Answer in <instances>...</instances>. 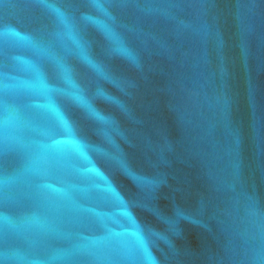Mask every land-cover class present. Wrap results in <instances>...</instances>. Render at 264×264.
<instances>
[{
  "label": "water",
  "instance_id": "95a60500",
  "mask_svg": "<svg viewBox=\"0 0 264 264\" xmlns=\"http://www.w3.org/2000/svg\"><path fill=\"white\" fill-rule=\"evenodd\" d=\"M0 264H264V0H0Z\"/></svg>",
  "mask_w": 264,
  "mask_h": 264
}]
</instances>
